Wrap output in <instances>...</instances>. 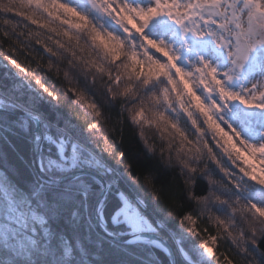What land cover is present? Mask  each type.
<instances>
[{
    "label": "snow or ice",
    "instance_id": "obj_1",
    "mask_svg": "<svg viewBox=\"0 0 264 264\" xmlns=\"http://www.w3.org/2000/svg\"><path fill=\"white\" fill-rule=\"evenodd\" d=\"M0 264H264V0H0Z\"/></svg>",
    "mask_w": 264,
    "mask_h": 264
}]
</instances>
